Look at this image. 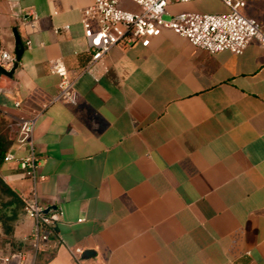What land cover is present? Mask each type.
I'll return each mask as SVG.
<instances>
[{
  "label": "crops",
  "instance_id": "obj_1",
  "mask_svg": "<svg viewBox=\"0 0 264 264\" xmlns=\"http://www.w3.org/2000/svg\"><path fill=\"white\" fill-rule=\"evenodd\" d=\"M92 1L0 0V47L14 51V26L24 45L12 76L0 75V108L35 117L36 195L63 211L33 264H264V47L209 52L163 27L113 44L95 78L81 70ZM208 6L173 1L163 16ZM247 11L264 26V0ZM58 60L75 103L54 99ZM7 150L27 146L17 134ZM0 178L18 197L4 213L15 214L32 181L15 161H2ZM22 211L18 247L0 252L31 255Z\"/></svg>",
  "mask_w": 264,
  "mask_h": 264
},
{
  "label": "built area",
  "instance_id": "obj_2",
  "mask_svg": "<svg viewBox=\"0 0 264 264\" xmlns=\"http://www.w3.org/2000/svg\"><path fill=\"white\" fill-rule=\"evenodd\" d=\"M190 0H93L82 9L80 22L87 41L89 58L81 69L95 78L108 69L106 55L109 48L119 40L131 42L161 33L163 27L174 29L189 39L191 43L209 52L229 50L242 53L251 39H256L264 47V26L254 16L246 15L241 8L254 0H221L226 10L199 11L180 10L164 17L170 2ZM126 2H133L138 9L130 8ZM69 24L61 28L68 29ZM59 31L60 27L54 28ZM30 44V39H26ZM15 59L14 52L0 47V63L9 67ZM51 72L59 76L54 99L69 103L76 102L75 78L70 76L66 65L58 60ZM19 101H15L18 105ZM18 140L27 146V151L18 153L7 150L3 161L20 162L25 174L32 181L31 193L22 198V207L32 218L28 233L32 242L31 255L26 251L0 252V264H33L37 252L47 244L51 232L62 215L59 207L42 205L37 198L35 185L43 178L39 173L40 159L34 146L33 130L35 117H23L19 120ZM47 208V209H46ZM74 258L80 262V246L72 250Z\"/></svg>",
  "mask_w": 264,
  "mask_h": 264
},
{
  "label": "rangeland",
  "instance_id": "obj_3",
  "mask_svg": "<svg viewBox=\"0 0 264 264\" xmlns=\"http://www.w3.org/2000/svg\"><path fill=\"white\" fill-rule=\"evenodd\" d=\"M199 3H208L209 6L204 9L207 11H220L226 10L221 0H196ZM252 1L248 2L246 6L242 7L241 10L246 15H252L247 11L248 6ZM253 16V15H252ZM19 124L18 119L9 117L0 108V137L4 142L6 148H10L16 139L18 134ZM11 195L6 192L4 185L0 182V249L6 251L18 247L13 237V229L15 223L22 215V201L18 200L15 202V214H5L4 210L7 208Z\"/></svg>",
  "mask_w": 264,
  "mask_h": 264
},
{
  "label": "water",
  "instance_id": "obj_4",
  "mask_svg": "<svg viewBox=\"0 0 264 264\" xmlns=\"http://www.w3.org/2000/svg\"><path fill=\"white\" fill-rule=\"evenodd\" d=\"M12 31H13V35H14V51L13 52L15 54V59H14L12 65H10L9 67H6L2 63H0V75L4 74V75H7V76H12L15 68L18 65L21 53H22V51L24 49V45L22 43V39H21V37L19 35V32H18V30H17V28L15 26L12 27ZM84 254H89V251L88 250L84 251Z\"/></svg>",
  "mask_w": 264,
  "mask_h": 264
},
{
  "label": "trees",
  "instance_id": "obj_5",
  "mask_svg": "<svg viewBox=\"0 0 264 264\" xmlns=\"http://www.w3.org/2000/svg\"><path fill=\"white\" fill-rule=\"evenodd\" d=\"M7 151V148L4 144V142L2 141V138L0 137V165L3 161V157L5 152ZM0 182H1V178H0ZM5 190L12 195L13 198L17 199L18 197L16 196V194L14 193V191L11 190V188L7 185H4Z\"/></svg>",
  "mask_w": 264,
  "mask_h": 264
}]
</instances>
